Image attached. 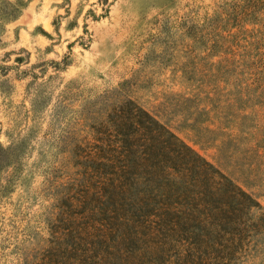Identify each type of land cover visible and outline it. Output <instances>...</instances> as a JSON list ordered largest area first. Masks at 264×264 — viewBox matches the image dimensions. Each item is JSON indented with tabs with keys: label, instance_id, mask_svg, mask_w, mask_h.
<instances>
[{
	"label": "rangeland",
	"instance_id": "rangeland-1",
	"mask_svg": "<svg viewBox=\"0 0 264 264\" xmlns=\"http://www.w3.org/2000/svg\"><path fill=\"white\" fill-rule=\"evenodd\" d=\"M122 86L264 208V0H0V264L121 263L76 150Z\"/></svg>",
	"mask_w": 264,
	"mask_h": 264
},
{
	"label": "trees",
	"instance_id": "trees-1",
	"mask_svg": "<svg viewBox=\"0 0 264 264\" xmlns=\"http://www.w3.org/2000/svg\"><path fill=\"white\" fill-rule=\"evenodd\" d=\"M125 91L101 96L95 142L76 150L104 218L109 254L120 264L158 261L173 244L189 254L179 264H196L198 255L214 251L215 262L260 253L264 208Z\"/></svg>",
	"mask_w": 264,
	"mask_h": 264
}]
</instances>
